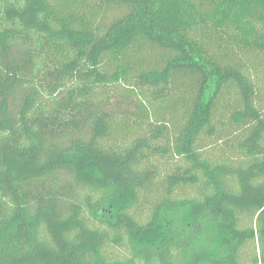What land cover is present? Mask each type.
<instances>
[{
  "label": "trees",
  "instance_id": "16d2710c",
  "mask_svg": "<svg viewBox=\"0 0 264 264\" xmlns=\"http://www.w3.org/2000/svg\"><path fill=\"white\" fill-rule=\"evenodd\" d=\"M0 264H264V0H0Z\"/></svg>",
  "mask_w": 264,
  "mask_h": 264
},
{
  "label": "rangeland",
  "instance_id": "374dc122",
  "mask_svg": "<svg viewBox=\"0 0 264 264\" xmlns=\"http://www.w3.org/2000/svg\"><path fill=\"white\" fill-rule=\"evenodd\" d=\"M119 252H121V253L123 254V250H121V251H119Z\"/></svg>",
  "mask_w": 264,
  "mask_h": 264
}]
</instances>
